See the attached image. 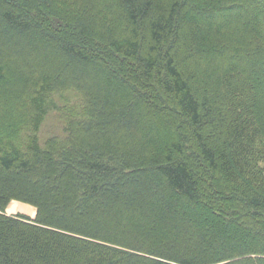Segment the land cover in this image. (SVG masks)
<instances>
[{
    "label": "trees",
    "instance_id": "16d2710c",
    "mask_svg": "<svg viewBox=\"0 0 264 264\" xmlns=\"http://www.w3.org/2000/svg\"><path fill=\"white\" fill-rule=\"evenodd\" d=\"M0 264H264V0H0Z\"/></svg>",
    "mask_w": 264,
    "mask_h": 264
},
{
    "label": "rangeland",
    "instance_id": "374dc122",
    "mask_svg": "<svg viewBox=\"0 0 264 264\" xmlns=\"http://www.w3.org/2000/svg\"><path fill=\"white\" fill-rule=\"evenodd\" d=\"M42 2H47L49 0H41ZM60 1V0H59ZM49 13V11H48ZM48 15V14H47ZM26 59V58H25ZM23 58H21V62H23ZM79 95L77 96L76 94H66L64 99H66L71 106H75L77 104H79ZM57 101L59 102V104H61L62 100H60L59 98H57ZM61 113L59 112H53L46 120L42 131H41V139L44 141L46 140L48 137L50 136H54V135H62L63 132V122L61 120ZM6 215L8 216H24V217H28L32 220H34L36 218L37 215V210L30 206V205H26L17 201H13L9 204L6 212Z\"/></svg>",
    "mask_w": 264,
    "mask_h": 264
}]
</instances>
